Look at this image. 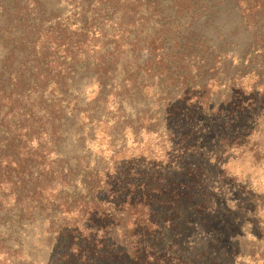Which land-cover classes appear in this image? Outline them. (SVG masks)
Wrapping results in <instances>:
<instances>
[{
    "label": "rangeland",
    "instance_id": "1",
    "mask_svg": "<svg viewBox=\"0 0 264 264\" xmlns=\"http://www.w3.org/2000/svg\"><path fill=\"white\" fill-rule=\"evenodd\" d=\"M41 4L44 15L51 16L44 28L56 25L58 17L69 22L76 17L75 0H41ZM212 4L216 7L209 20L182 17L175 23L164 22L168 32L165 52L172 50L175 41L180 44L183 37L201 32L214 51L224 54L229 75L237 70L247 72L245 58L254 39L252 32L245 30L232 1ZM11 13L0 14V25L19 24L14 18L9 20ZM109 26L105 22L102 27L108 31L102 44L96 34H79L80 40L93 41L95 58L73 67L65 91L51 83L53 87L41 96L45 106L59 101L64 110L62 156L70 167L86 157L92 161L91 169L116 167L125 173L136 168L144 175L166 178L163 185H170L171 192L181 191L186 197L180 219L177 229L170 230L177 246L170 248L178 251L174 264H264V98L251 104V96L231 94L225 84L209 82L205 73L209 68L204 64L192 95L191 90L179 91L151 69V53L146 49L137 56L123 43L117 51L122 40L119 31ZM160 28L153 22L142 27L141 35L149 36ZM126 37L132 41L133 36ZM17 49L0 43V74L6 69L3 81L34 79L30 67H22L26 52ZM99 57L103 71L95 67ZM175 61L183 62L182 56L177 55ZM189 62L196 66L198 60ZM217 78L224 77L219 74ZM238 85L249 93L253 83L247 78ZM18 98L27 103L37 100V95L30 90L23 95L19 92ZM79 135L85 141L78 140ZM12 204L9 201L0 209V264H61V257L71 249L68 237L56 232L59 228H52L45 214L26 217L19 208L10 209ZM157 211L159 216L166 215L163 208ZM164 244L168 247L167 238Z\"/></svg>",
    "mask_w": 264,
    "mask_h": 264
},
{
    "label": "trees",
    "instance_id": "2",
    "mask_svg": "<svg viewBox=\"0 0 264 264\" xmlns=\"http://www.w3.org/2000/svg\"><path fill=\"white\" fill-rule=\"evenodd\" d=\"M75 1L78 5L74 20L58 17L53 23L56 25L44 28L51 16L44 15L41 0H0L1 16L12 10L9 20L19 22L11 27L0 25V43L25 51L22 67H30L35 75L32 80L16 82L15 78L3 81L6 69L0 74V209L12 201L10 209L19 208L26 217L45 214L52 228H59L56 232L71 242L61 264H174L178 251L170 230L177 229L181 202L186 196L163 185L166 178L144 175L136 168L125 173H119L116 167L105 171L91 169L92 161L86 157L70 167L60 152L65 141L64 110L59 101L45 106L41 96L53 84L65 91V80L73 67L95 58L91 51L93 41L80 40L79 34H96L102 44L108 34L102 27L108 22L109 30L119 31L122 40L117 51H121L123 43L137 56L146 49L151 53V69L179 91L191 90L192 95L195 80L202 77L200 65L204 64L209 68L205 72L209 82L225 84L231 94L251 96L248 101L253 104L264 98V0H229L242 17L245 30L254 37L245 58L247 72L237 70L233 75L228 74L224 54L214 51L201 32L183 37L180 44L175 41L172 50L165 52L168 32L164 31V22L175 23L182 17L196 22L209 20L216 7L212 3L218 0ZM153 22L161 28L142 37L143 29ZM126 35L133 36L132 41ZM177 55L182 56L184 63H176ZM101 59L97 58L95 67L103 71ZM190 59L198 60L196 66L190 64ZM219 74L224 78L218 79ZM247 78L253 83L249 93L238 85ZM30 90L37 100L25 103L18 98L19 92L23 95ZM164 101L167 105L168 101ZM157 204L166 215L159 216ZM186 222L195 226L192 220ZM196 225L200 227L202 221ZM166 238L168 247L164 244ZM173 245L175 248H170ZM7 249L11 254V249ZM70 254L72 262L68 263Z\"/></svg>",
    "mask_w": 264,
    "mask_h": 264
}]
</instances>
